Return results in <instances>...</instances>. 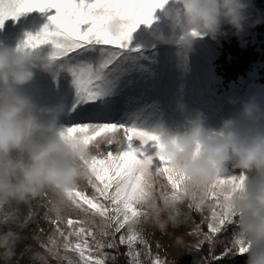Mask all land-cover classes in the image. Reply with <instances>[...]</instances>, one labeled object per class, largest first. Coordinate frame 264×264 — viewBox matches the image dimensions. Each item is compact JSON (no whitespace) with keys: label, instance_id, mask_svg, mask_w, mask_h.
<instances>
[{"label":"clouds","instance_id":"1","mask_svg":"<svg viewBox=\"0 0 264 264\" xmlns=\"http://www.w3.org/2000/svg\"><path fill=\"white\" fill-rule=\"evenodd\" d=\"M179 5L166 14L171 33H161L157 39L178 45L185 55L196 51L202 37L219 42L231 33L242 39L247 30L264 23L254 18L251 0H179ZM110 31L119 34L117 21L111 23ZM61 68L41 48L0 49V207L30 205L47 192L67 205L64 194L80 186L92 157L100 153L102 141L88 144L66 132L67 102H42L43 90L29 87L38 73L55 80ZM228 102L241 110L223 118L218 129L208 126L202 111L188 115L187 105L178 103L187 131L158 132L157 154L184 178L183 199L205 204L215 190L229 218L235 219L247 264H264V105L255 96ZM229 165L244 174L239 188L219 182L228 176ZM20 240L19 233L0 230L4 264H11Z\"/></svg>","mask_w":264,"mask_h":264},{"label":"snow or ice","instance_id":"2","mask_svg":"<svg viewBox=\"0 0 264 264\" xmlns=\"http://www.w3.org/2000/svg\"><path fill=\"white\" fill-rule=\"evenodd\" d=\"M169 0H0V28L9 20H19L21 16L34 10L44 12L55 10L49 17L51 25H44L35 35L28 33L17 51H28L51 44L49 54L61 64V75L56 79L58 86L64 82L69 98V112L66 116L86 114L87 119L65 123L66 132L84 143L100 142L106 146L113 143L120 146L116 151L108 148L102 157L93 156L88 164L87 183L94 189L91 196L79 187L64 194L67 205L85 213L98 215L103 220L100 236L109 235L107 228L115 224V232L128 226L129 234L121 235L120 243L129 247L130 264H138V252L133 245L139 240L134 227L142 217L149 215L142 206L148 205L157 220L160 209L155 204V177L165 178L168 192L160 195L166 207L175 209L183 201L184 178L162 155L148 154L149 146L158 149L159 135L124 120L104 122L112 110V101L122 90L123 77L138 65L136 53L139 48H131L133 33L140 25L151 26L154 13L162 9ZM117 21L120 32L114 36L110 25ZM193 35H196L193 33ZM123 133L126 143H118L117 136ZM139 140L141 146L133 147V141ZM244 174L220 178V183H231L234 188L242 186ZM46 194V193H45ZM221 197L213 190L206 201L210 211L208 223V242L235 222L229 218L222 207ZM102 201L109 202L105 204ZM205 203V204H206ZM205 204L190 203L197 211H203ZM139 206V207H138ZM57 215L61 209L56 207ZM6 219V218H5ZM55 223V221H54ZM72 231L68 236H76L78 242L64 244L66 250L78 252L82 264H105L106 256H94L88 243V237L96 241L97 250L105 245L96 240V233L85 227V221H66ZM161 228L164 224H160ZM63 235V233H61ZM115 245L109 243L107 247ZM232 246L237 254L243 255L246 249L242 238L236 234ZM51 251V249H49ZM232 249H228L227 255ZM71 264V261H69ZM155 264H162L157 258Z\"/></svg>","mask_w":264,"mask_h":264},{"label":"rangeland","instance_id":"3","mask_svg":"<svg viewBox=\"0 0 264 264\" xmlns=\"http://www.w3.org/2000/svg\"><path fill=\"white\" fill-rule=\"evenodd\" d=\"M179 6V0H169L164 8L157 9L154 13L152 25L142 24L133 33L130 47L141 46L145 40L153 44L158 34L167 35L171 33V25L166 14ZM54 14V9L45 10L44 12L34 10L21 16L18 21L7 20L0 28V49L5 46L17 49L26 39L28 33L35 35L46 24L53 28L54 26L51 25L49 17ZM40 48L47 54L53 51L51 44L43 45ZM164 53L169 59L175 60L177 65L171 64L169 66L172 71L177 70L176 75H179L181 66L178 63L185 62L184 60L187 58L184 52L177 45L173 48L167 45ZM202 53V51L193 53V56L188 58L187 62H197L199 64ZM150 66V63L142 61L138 63L137 69L125 74L122 90L112 101L111 114L104 122L124 120L130 125L135 124L150 132L158 133L164 130H172L173 132L184 133L187 131V125L182 113L177 110V105H173V102L169 99L155 95L147 94V97H144V92L149 84L147 77L151 75ZM197 68L196 79L206 80L204 68L202 66ZM263 77L264 64L258 63L253 66V72L248 78H240L236 84L230 87H227L222 80L214 83L210 80L206 81L208 83L204 87V101L200 104L198 110L208 117V126L218 129L223 118L233 117L239 113L241 106L230 104L229 99L246 100L255 96L264 105V84L261 82ZM63 85V81L58 86L57 79L53 80L42 73H38L36 81L29 87H38L43 90L44 98L42 102L55 103L63 100L69 104V98ZM178 102L185 104L182 98ZM85 119H87L86 114L66 116L64 123H73ZM117 139L121 141V144L126 143L122 132L118 134ZM119 146L116 143L110 146L101 144L100 153L96 156L102 157L108 148L116 151ZM140 146L141 142L139 140L133 141V147L139 148ZM156 151V148L149 146L148 154H154ZM229 168L228 176L240 174V170H231L230 165ZM166 184L165 178L155 177L154 197L155 204L160 209L159 220H157L154 211L148 205H143V210L148 212L149 215L142 217L141 222L134 226L139 233V238L145 241V243H141L138 240L132 248L133 252L139 253L137 257L138 264H155L157 258L162 264H203L201 263L200 251L207 235L202 231L200 224L195 221L193 212L196 209L195 207H189L192 202L187 199H183L175 209L166 207L160 195L161 191H169L167 187H162ZM79 189L89 196L94 192V189L87 183V179L81 181ZM102 202L109 203L107 201ZM56 207L61 209L59 215L55 210ZM209 217L210 212L206 218L207 224L209 223ZM68 219L85 221L84 226L91 228L96 233V240L102 242L105 246L97 250L96 241L91 237H88V243L94 256H106L105 264L113 262L118 250L124 247L131 262V257L128 255V245L120 243L121 235L127 236L129 234L127 225L120 232H115L113 222L112 226L106 229L109 235L101 237L100 231L103 227L101 217L71 208L68 205H61L55 193L47 192L32 201L30 205H4L0 207V230L7 231L11 229L21 236L11 264H69V261H71V264H82L78 252L64 248L66 240L71 241L72 244L78 242L76 236H68L69 231H72L66 223ZM161 223L164 224L163 228L160 226ZM178 240L180 243H178ZM109 243H113L115 246L109 248L107 247ZM0 264H4L3 259H0Z\"/></svg>","mask_w":264,"mask_h":264},{"label":"trees","instance_id":"4","mask_svg":"<svg viewBox=\"0 0 264 264\" xmlns=\"http://www.w3.org/2000/svg\"><path fill=\"white\" fill-rule=\"evenodd\" d=\"M252 4L254 18L264 19V0H252ZM225 30L228 31L227 28ZM157 36L153 44L145 40L141 46L133 47V49L141 50L140 53L135 54L138 57L137 65L142 61L151 64L149 68L151 75L147 77L149 84L144 92V97H147V94L155 95L169 99L173 105H177L178 100L182 98L188 107V115L197 111L200 104L203 103L204 87L208 83L206 81L210 80L214 83L222 80L227 87H230L236 84L240 78H248L253 72L255 64H264V23L247 30L242 39L231 33L227 37L221 38L219 42L212 41L208 37L200 38L195 51L203 52L200 63L187 62L193 53L186 55L185 62L178 63L181 66L179 75H176L177 70L170 69L169 65H174L176 62L165 56L164 51L167 45L160 43ZM245 41L246 44L242 47L241 45ZM168 47L173 48L175 45H168ZM200 66L206 73L207 79L204 81L196 79L197 67ZM261 82L264 84V77ZM182 115L185 118V115ZM209 212L207 203L204 205L203 211L194 210L193 212L195 221L200 224L205 235L209 232L206 219ZM236 234L237 225L234 222L221 233L216 234L212 242H208L206 238L200 251L201 263L247 264V253L237 254L236 249L232 246ZM228 249H232V251L225 255ZM108 264H130L126 248H120L114 261Z\"/></svg>","mask_w":264,"mask_h":264}]
</instances>
